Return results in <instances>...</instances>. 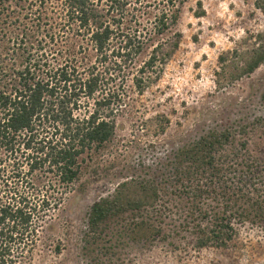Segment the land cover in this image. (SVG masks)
I'll return each mask as SVG.
<instances>
[{"label": "trees", "instance_id": "16d2710c", "mask_svg": "<svg viewBox=\"0 0 264 264\" xmlns=\"http://www.w3.org/2000/svg\"><path fill=\"white\" fill-rule=\"evenodd\" d=\"M187 1L0 0V264H23L40 223L78 180L82 156L114 137L111 117L124 95L110 83L125 70L156 73L178 49L180 34L172 31ZM254 5L264 13V0ZM144 16L158 42L136 66L146 34L131 23L142 25ZM262 63L264 48L253 53L248 74ZM142 79L133 80L138 93ZM235 138L212 131L177 155L172 185L188 194L190 217L197 211L210 220L199 230L200 247L224 245L236 219L264 230V168L257 158L239 157ZM110 209L94 204L90 224Z\"/></svg>", "mask_w": 264, "mask_h": 264}, {"label": "rangeland", "instance_id": "374dc122", "mask_svg": "<svg viewBox=\"0 0 264 264\" xmlns=\"http://www.w3.org/2000/svg\"><path fill=\"white\" fill-rule=\"evenodd\" d=\"M255 1L188 0L172 31L180 34L178 49L166 65L143 75L125 70L110 83L124 95L111 117L115 135L82 156L78 180L40 223L23 264H264V230L250 220L233 221L224 245L200 247L199 230L210 220L197 211L190 217L188 194L172 185L177 155L212 131H229L239 157L257 158L264 168V63L247 72L264 48V13ZM139 20L131 26L146 37L136 66L158 42L147 18ZM139 76L142 93L133 84ZM102 201L109 216L91 225V209Z\"/></svg>", "mask_w": 264, "mask_h": 264}]
</instances>
